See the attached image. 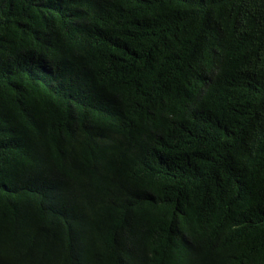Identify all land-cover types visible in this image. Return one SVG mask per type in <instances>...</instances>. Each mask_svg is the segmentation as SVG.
Returning <instances> with one entry per match:
<instances>
[{
  "label": "trees",
  "instance_id": "trees-1",
  "mask_svg": "<svg viewBox=\"0 0 264 264\" xmlns=\"http://www.w3.org/2000/svg\"><path fill=\"white\" fill-rule=\"evenodd\" d=\"M0 264H264V0H0Z\"/></svg>",
  "mask_w": 264,
  "mask_h": 264
}]
</instances>
